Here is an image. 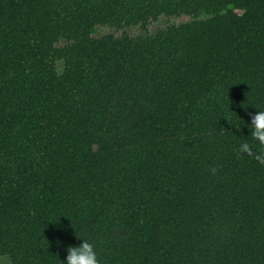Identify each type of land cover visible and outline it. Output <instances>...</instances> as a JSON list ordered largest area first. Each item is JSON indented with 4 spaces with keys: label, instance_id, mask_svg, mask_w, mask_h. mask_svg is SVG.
Wrapping results in <instances>:
<instances>
[{
    "label": "trees",
    "instance_id": "16d2710c",
    "mask_svg": "<svg viewBox=\"0 0 264 264\" xmlns=\"http://www.w3.org/2000/svg\"><path fill=\"white\" fill-rule=\"evenodd\" d=\"M256 110L264 0H0V258L264 264V164L227 124Z\"/></svg>",
    "mask_w": 264,
    "mask_h": 264
},
{
    "label": "clouds",
    "instance_id": "9594fccd",
    "mask_svg": "<svg viewBox=\"0 0 264 264\" xmlns=\"http://www.w3.org/2000/svg\"><path fill=\"white\" fill-rule=\"evenodd\" d=\"M228 111L235 113L229 110V105ZM247 115L249 117L248 123L241 119L239 121H227V124H231V127L237 133L241 131V125L248 131L247 137L243 135L239 137L240 142L236 148V155L240 158L248 156L255 159L258 163L264 164V110H256L255 114L248 113ZM221 118L226 121L223 116ZM234 136L237 137V135ZM71 228L73 229L72 225ZM77 239L80 241L78 245L68 246L64 249L66 256L63 260L56 256L59 264H100L94 243L86 236H81ZM57 244L59 245V241Z\"/></svg>",
    "mask_w": 264,
    "mask_h": 264
},
{
    "label": "rangeland",
    "instance_id": "374dc122",
    "mask_svg": "<svg viewBox=\"0 0 264 264\" xmlns=\"http://www.w3.org/2000/svg\"><path fill=\"white\" fill-rule=\"evenodd\" d=\"M192 19L189 16H180V17H165L161 16L157 21L150 22L147 26V32L150 35H155L158 31L163 30L167 28L170 25H181L188 22H191ZM123 33H126L127 35L131 37H137L144 35V31L141 29V27H131L128 29L123 30H115L111 29L109 27H96L94 30L93 37L99 38L102 36H106L109 34L114 35L115 37H121ZM65 42L61 41L57 47H64ZM63 69V63L58 62L57 64V70L59 73L62 72ZM0 264H10V261L7 258H0Z\"/></svg>",
    "mask_w": 264,
    "mask_h": 264
}]
</instances>
